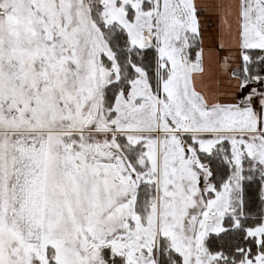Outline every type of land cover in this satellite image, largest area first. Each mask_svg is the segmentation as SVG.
I'll use <instances>...</instances> for the list:
<instances>
[{
    "label": "snow or ice",
    "instance_id": "obj_1",
    "mask_svg": "<svg viewBox=\"0 0 264 264\" xmlns=\"http://www.w3.org/2000/svg\"><path fill=\"white\" fill-rule=\"evenodd\" d=\"M0 264H264V0H0Z\"/></svg>",
    "mask_w": 264,
    "mask_h": 264
}]
</instances>
